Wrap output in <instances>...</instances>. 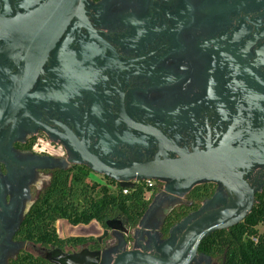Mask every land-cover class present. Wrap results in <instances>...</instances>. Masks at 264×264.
I'll return each instance as SVG.
<instances>
[{"label":"flooded vegetation","instance_id":"flooded-vegetation-1","mask_svg":"<svg viewBox=\"0 0 264 264\" xmlns=\"http://www.w3.org/2000/svg\"><path fill=\"white\" fill-rule=\"evenodd\" d=\"M20 1L5 6L0 0V11L9 15ZM81 10L57 35L28 91L33 96L24 101L37 125L22 117L9 133V124L0 129V264H20L27 255L35 264H52L48 258L57 248L100 249V264H110L122 249L155 253L171 225L227 200L212 180L185 190L170 179H150L136 224L112 216L100 243L85 236L78 245L27 240L25 219L53 170L80 165L114 182L76 161L71 138L111 166L151 159L158 150L169 158L181 149L204 152L221 142L264 150V0H83ZM0 69V77L15 71L2 54ZM33 142L61 155L35 152ZM233 170L252 187L254 200L264 187V161ZM170 185L172 194L165 191ZM195 188L200 198L191 194ZM211 259L197 252L190 264Z\"/></svg>","mask_w":264,"mask_h":264},{"label":"water","instance_id":"water-1","mask_svg":"<svg viewBox=\"0 0 264 264\" xmlns=\"http://www.w3.org/2000/svg\"><path fill=\"white\" fill-rule=\"evenodd\" d=\"M2 1L6 6V0ZM82 2L41 0L34 3V0H22L13 4V13L5 15L0 11V54L10 60L11 67L15 69L12 74L0 77V129L9 124V133L22 117L32 121V128L37 125L36 116L24 107V101L27 96H33L28 91L41 72L57 35L70 17L81 15ZM16 7L25 9L18 11ZM0 70L5 74L4 69ZM3 79L8 82H3ZM68 143L77 155L78 163L117 181L119 187L130 188L132 181L137 179H170L171 185L186 190L196 181L205 179L217 182L227 192V200L221 205H212V201L208 205L210 208L206 209L208 206L205 205L171 225L168 237L155 247V253L136 248L122 249L110 264H190L205 236L239 223L253 205L252 187L241 179V172L233 168L247 167L249 161H264V150H249L237 145L230 147L221 142L216 148H207L204 152L181 149L176 150L177 157L169 158L163 150H158L151 159L111 166L102 163L75 139L71 138ZM171 185L165 191L172 194L174 189L171 187L174 186ZM176 230H179L177 237L174 236ZM107 234V228H103L94 240L100 243ZM48 260L52 264H100L101 250L83 247L68 253L57 248Z\"/></svg>","mask_w":264,"mask_h":264},{"label":"trees","instance_id":"trees-1","mask_svg":"<svg viewBox=\"0 0 264 264\" xmlns=\"http://www.w3.org/2000/svg\"><path fill=\"white\" fill-rule=\"evenodd\" d=\"M26 147H29V143ZM88 173L89 170L80 165L52 171L47 186L25 219L27 240L43 246L78 245L85 241L82 236L59 238L53 226L57 219L65 220L70 225L96 221L104 227L109 218L119 214L130 226L136 224L146 206L143 186L133 184L125 192L118 186L112 190L104 184L86 182ZM106 181L112 183L111 180ZM208 192L204 189V195ZM198 193H202L199 188L191 192L193 196H198ZM258 225L262 226L260 231ZM252 236L256 237V242L250 240ZM197 252L217 258L218 264H264V187L255 194L253 205L242 221L205 236ZM34 261L27 255L20 264H35Z\"/></svg>","mask_w":264,"mask_h":264},{"label":"rangeland","instance_id":"rangeland-1","mask_svg":"<svg viewBox=\"0 0 264 264\" xmlns=\"http://www.w3.org/2000/svg\"><path fill=\"white\" fill-rule=\"evenodd\" d=\"M89 177L95 178L96 181H99L101 183H103L105 181L102 177H99L97 175L95 176L92 173H89ZM114 218L118 219V220H122V216L119 214H114ZM93 222L86 224L85 228H81V227L76 226L75 228L72 229L69 227V225L66 223L65 220L57 219L54 221L53 226H54L55 233H57L59 236L94 237V236H97L100 234V231L103 229V227L99 223H97V222L93 223ZM257 228L260 231L262 229V226L258 225ZM128 240L131 241V238H129ZM127 247H131V242H129L127 244ZM201 264H202V262H201ZM211 264H218V259L212 258Z\"/></svg>","mask_w":264,"mask_h":264},{"label":"built area","instance_id":"built-area-1","mask_svg":"<svg viewBox=\"0 0 264 264\" xmlns=\"http://www.w3.org/2000/svg\"><path fill=\"white\" fill-rule=\"evenodd\" d=\"M31 149L35 152H44L48 155H51V156H57V155H61L56 149H54L52 146H49L48 143H41V142H33L31 144ZM91 177V176H90ZM89 177V173L86 177V182L88 183H91V182H96L98 184H104L106 185L109 189H114L116 188V186L119 187L118 185V182L117 181H114V182H110V183H107V181H104L103 183L99 182V181H96L95 178H90ZM133 184L135 183V180L132 181ZM151 180L150 179H145L144 183H143V195H144V199H147L150 195V192H149V187H150V184H151ZM122 188V192H125L126 191V188L125 187H120ZM250 240L252 242H256V237L255 236H252L250 237Z\"/></svg>","mask_w":264,"mask_h":264},{"label":"crops","instance_id":"crops-1","mask_svg":"<svg viewBox=\"0 0 264 264\" xmlns=\"http://www.w3.org/2000/svg\"><path fill=\"white\" fill-rule=\"evenodd\" d=\"M93 221H90L89 223H92ZM96 221H94L93 223H95ZM67 223V222H66ZM68 224V223H67ZM69 225V227L70 228H75L76 226L77 227H81V228H85L86 227V224L85 225H83V224H78V225H70V224H68Z\"/></svg>","mask_w":264,"mask_h":264}]
</instances>
